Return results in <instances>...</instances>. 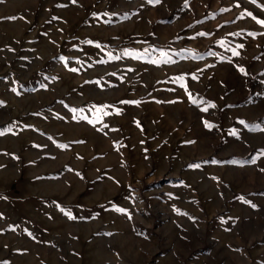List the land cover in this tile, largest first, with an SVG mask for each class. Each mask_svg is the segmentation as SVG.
I'll list each match as a JSON object with an SVG mask.
<instances>
[{"label":"rangeland","instance_id":"1","mask_svg":"<svg viewBox=\"0 0 264 264\" xmlns=\"http://www.w3.org/2000/svg\"><path fill=\"white\" fill-rule=\"evenodd\" d=\"M264 0H0V264H264Z\"/></svg>","mask_w":264,"mask_h":264},{"label":"snow or ice","instance_id":"2","mask_svg":"<svg viewBox=\"0 0 264 264\" xmlns=\"http://www.w3.org/2000/svg\"><path fill=\"white\" fill-rule=\"evenodd\" d=\"M73 2H75V0H73ZM258 22H260L261 24H264V21H258ZM0 134H2V133H0Z\"/></svg>","mask_w":264,"mask_h":264}]
</instances>
